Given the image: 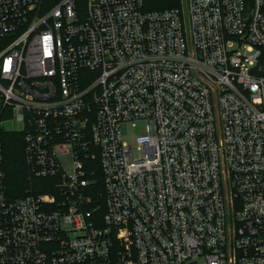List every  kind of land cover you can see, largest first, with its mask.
<instances>
[{
  "label": "built area",
  "instance_id": "built-area-1",
  "mask_svg": "<svg viewBox=\"0 0 264 264\" xmlns=\"http://www.w3.org/2000/svg\"><path fill=\"white\" fill-rule=\"evenodd\" d=\"M0 41V264H264V0H0Z\"/></svg>",
  "mask_w": 264,
  "mask_h": 264
},
{
  "label": "trees",
  "instance_id": "trees-1",
  "mask_svg": "<svg viewBox=\"0 0 264 264\" xmlns=\"http://www.w3.org/2000/svg\"><path fill=\"white\" fill-rule=\"evenodd\" d=\"M179 0H142L144 10H159L178 6ZM1 167L3 170V184L6 192L11 196L21 194L29 186L30 180L22 157V137L15 129H3L0 132ZM36 180V179H35ZM99 183V174L97 175ZM42 190H48L42 187Z\"/></svg>",
  "mask_w": 264,
  "mask_h": 264
},
{
  "label": "rangeland",
  "instance_id": "rangeland-1",
  "mask_svg": "<svg viewBox=\"0 0 264 264\" xmlns=\"http://www.w3.org/2000/svg\"><path fill=\"white\" fill-rule=\"evenodd\" d=\"M183 1L184 0H179L178 7L183 6ZM2 42L0 41V47L2 46ZM9 117L7 115H3V117ZM4 117V118H5ZM2 127H7V128H15L16 124L13 120H6L1 124ZM144 123L143 122H136L133 125L130 123L126 124L125 131L122 133V139L126 141L131 146V151L133 155L137 154V148H136V140L135 137L140 134V132L143 130Z\"/></svg>",
  "mask_w": 264,
  "mask_h": 264
}]
</instances>
